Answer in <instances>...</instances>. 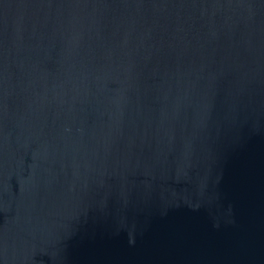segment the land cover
<instances>
[{
    "label": "water",
    "instance_id": "95a60500",
    "mask_svg": "<svg viewBox=\"0 0 264 264\" xmlns=\"http://www.w3.org/2000/svg\"><path fill=\"white\" fill-rule=\"evenodd\" d=\"M0 264H264V0H0Z\"/></svg>",
    "mask_w": 264,
    "mask_h": 264
}]
</instances>
